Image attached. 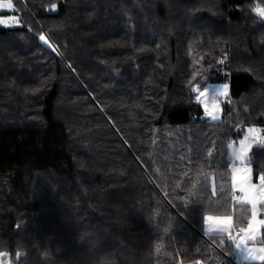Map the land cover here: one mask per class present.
<instances>
[{
  "label": "trees",
  "instance_id": "trees-1",
  "mask_svg": "<svg viewBox=\"0 0 264 264\" xmlns=\"http://www.w3.org/2000/svg\"><path fill=\"white\" fill-rule=\"evenodd\" d=\"M11 1L0 16L22 25L0 24L4 264H193L216 247L235 259L227 237L252 208L233 202L228 143L236 155L264 125V0ZM224 79L211 121L196 89ZM249 156L258 182L264 145ZM207 216L231 228L206 232Z\"/></svg>",
  "mask_w": 264,
  "mask_h": 264
},
{
  "label": "snow or ice",
  "instance_id": "snow-or-ice-1",
  "mask_svg": "<svg viewBox=\"0 0 264 264\" xmlns=\"http://www.w3.org/2000/svg\"><path fill=\"white\" fill-rule=\"evenodd\" d=\"M7 7L11 8L12 4L9 3ZM56 6L53 5V8ZM260 15L264 16V8L257 7L255 9ZM3 20H0V24H4ZM41 40H45L43 36H41ZM45 42H47L45 40ZM224 91L220 92V95H227V85L221 86ZM199 92V89H196ZM207 90L204 93H200V95H206ZM205 112L215 119V115L213 111L209 110L207 102L204 103ZM248 133L253 134L250 138L246 137L245 140L241 141V147L238 153L235 155V159L240 162V167L233 168L232 175V183L233 186L237 188L239 192H241L244 196V199L249 201L252 205V217L248 224V228L243 230L245 235L241 237H234L237 241L236 247L238 249H243L248 259H258L264 261V248H249L247 246V242L250 239H255L256 233L260 230V226H264V220L257 219V204L264 203V175L259 177L260 183L259 185H254L252 183V170L246 166V161L250 160L249 152L253 143H261L264 145V136L258 134L255 128H249ZM209 231L219 230L221 232L228 231L231 226L232 218L231 217H213L207 216L206 220ZM230 234V233H229Z\"/></svg>",
  "mask_w": 264,
  "mask_h": 264
},
{
  "label": "rangeland",
  "instance_id": "rangeland-1",
  "mask_svg": "<svg viewBox=\"0 0 264 264\" xmlns=\"http://www.w3.org/2000/svg\"><path fill=\"white\" fill-rule=\"evenodd\" d=\"M9 3L12 4L11 8L7 7V5ZM15 9H16V6L13 3V1H11V0H0V11H13ZM0 20H3L5 22L4 24H1L2 26H5V27H18V26L22 25V21H21L20 17L18 15H15L14 13L10 14V15H6V16H0ZM44 38L48 42L47 36H45ZM45 40H43V41L45 42ZM226 56H228V55L225 54L222 57V59L220 60V62H219L218 68H219L220 72L222 71L220 66L224 65V60H225ZM230 65H231V63H230ZM223 73H221V74L222 75L226 74V73H224V74ZM226 76H227V74H226ZM222 85H227L228 86L227 87V95L226 96L219 94L220 92L224 91V89L221 87ZM198 89H199V92H197V98H196L197 103L202 106V108L204 109V112H205L204 103L207 102L209 110L213 111L214 115H215V119H213L212 117H210L205 112V117H207L211 121L220 120L221 117H222V102L230 94L229 80L228 79H224L222 81H213V82L209 83L206 87L198 88ZM205 90H207V94L206 95H200V93H204ZM249 128H255L257 130L258 134L261 135V136L264 134V133H261V131H260V129L262 131H264L262 124L251 125V126L248 127V129ZM252 135L253 134L249 133L248 137L250 138ZM253 144H259V143L256 142V143H253ZM234 167L235 166H233V168ZM252 183L254 185L258 186L260 181L256 183V181H254L253 178H252ZM259 205H260V203L257 204V213H258L257 219L264 220V212L260 209ZM251 208H252V205H251ZM252 211H253V208H252ZM213 217H216V216H213ZM223 217H228V216H223ZM251 217H252V212H251ZM250 220H251V218H250ZM231 225H232V223H231ZM230 228H231V226H230ZM247 228H248V226L244 227V230L247 229ZM205 231L206 232L209 231L208 226H206ZM214 231H216V230H214ZM209 232H212V231H209ZM225 232H227V231H225ZM259 232H260V230L256 233L255 239H250L247 242V246L249 248H264V244L258 243V241H257L260 238V234H261ZM236 243H237V241H235V243H234V245H235V253H236V257H235L236 260L241 261L242 264H260V263H264V261H261V260H258V259H256V260L248 259L246 252L243 249H238L236 247ZM231 256L233 257L234 255L231 254ZM7 263L8 262H6V264ZM0 264H4L3 259H1V258H0Z\"/></svg>",
  "mask_w": 264,
  "mask_h": 264
},
{
  "label": "built area",
  "instance_id": "built-area-1",
  "mask_svg": "<svg viewBox=\"0 0 264 264\" xmlns=\"http://www.w3.org/2000/svg\"><path fill=\"white\" fill-rule=\"evenodd\" d=\"M220 68L222 69V71L226 74H230V59L229 56L225 57L224 60V65L220 66ZM263 129H264V125H263ZM261 133H264V131H262L260 129ZM228 149L230 151V153L232 154V162H231V166L233 168V166L238 164V161L235 159V152L238 149V147L234 144L233 140H230L228 143ZM243 200L241 194L239 193H234L233 195V202H241ZM244 227H237L234 226L232 229V232L230 234H228V241L233 244L234 248H235V239L234 237H243L245 235V232L243 231ZM216 247V246H215ZM219 255L216 254H212L210 256V258L207 261L204 260H196L195 263L193 264H242L241 261L236 260V258H232L229 254H227L226 252H224L222 249H220L219 247H216ZM178 264H192V263H184V262H179Z\"/></svg>",
  "mask_w": 264,
  "mask_h": 264
},
{
  "label": "crops",
  "instance_id": "crops-1",
  "mask_svg": "<svg viewBox=\"0 0 264 264\" xmlns=\"http://www.w3.org/2000/svg\"><path fill=\"white\" fill-rule=\"evenodd\" d=\"M262 136H264V134H263ZM240 166H241V165H240V162H238V164H237V165H235V167H240ZM246 166H247V167H249V168L251 169V167H250V166H248V165H246ZM251 170H252V169H251ZM259 181H260V180H259ZM259 181H258V182H259ZM256 183H257V182H256ZM233 187H234V186H233ZM234 189L236 190V192H237V193H239V194H241V195H242V197H243V201H244V202H249V201H247V200H245V199H244V196H243V194H242L241 192H239V191L237 190V188H236V187H234ZM249 203H250V202H249ZM250 204H251V203H250ZM261 227H262V226H260V232H259V233H261ZM260 236H261V234H260ZM259 239H260V238H259ZM259 239H258V240H259ZM260 264H264V263H260Z\"/></svg>",
  "mask_w": 264,
  "mask_h": 264
}]
</instances>
